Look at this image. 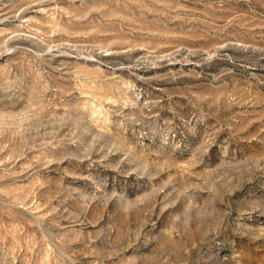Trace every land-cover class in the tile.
Listing matches in <instances>:
<instances>
[{
	"label": "rangeland",
	"instance_id": "1",
	"mask_svg": "<svg viewBox=\"0 0 264 264\" xmlns=\"http://www.w3.org/2000/svg\"><path fill=\"white\" fill-rule=\"evenodd\" d=\"M0 264H264V0H0Z\"/></svg>",
	"mask_w": 264,
	"mask_h": 264
}]
</instances>
